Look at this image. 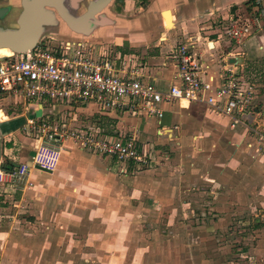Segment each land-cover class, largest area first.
I'll return each instance as SVG.
<instances>
[{"label": "crops", "instance_id": "0c3cea01", "mask_svg": "<svg viewBox=\"0 0 264 264\" xmlns=\"http://www.w3.org/2000/svg\"><path fill=\"white\" fill-rule=\"evenodd\" d=\"M248 1L170 0L169 3L173 5L169 9L141 6L128 15L124 13L123 18L127 16L136 18L131 21H119L116 12H111L107 17L115 23H108L97 31V34L115 32L113 42L122 46L125 51L135 52L134 56L138 57L140 61L138 62L143 66L138 75L161 89H167L175 77L176 68L170 55L179 41L176 35L172 37L178 29L186 30L183 38H188L189 30L194 29L196 33L190 36V39L198 38L200 48L202 50L204 48L203 51L207 42H213L214 50L210 53L212 56L206 55V59L214 70H218V67L228 60L229 64L238 67L247 76L253 71L264 75V32L256 35L257 39L244 41L238 51L241 52L240 55L230 58L226 49L228 45L218 40L221 29L213 28L214 23L208 21L210 18L227 19L234 12L246 9L244 4ZM165 11L172 15L173 27L170 31L166 30L163 23ZM199 19L207 21L203 25L200 22L193 23ZM137 53L141 55L137 56ZM232 59H236L235 64L231 63ZM257 91L258 94L264 93V89ZM258 96L256 100H259ZM261 101L262 105L256 101L257 115L252 126L262 129L264 120L261 117L264 116V111L262 116L260 113L264 105V95ZM162 109L164 112L162 119L143 115L145 121L132 131L135 133L133 136H137L139 130L149 132L155 140L157 138L159 142L171 143V147L188 148L194 154L193 158L206 162L203 168L184 169L187 174L198 175L199 182L203 184L202 190L211 191L209 196L215 205L237 206L253 203L264 206V155L258 153L254 137L245 126L232 128L230 118L200 103L174 102L164 104ZM113 114L116 113L109 115ZM100 131L108 135L101 129ZM16 133V128H12L6 131L5 136L3 134L10 142L6 143L5 139L2 160L15 164V169L22 164H31L30 159L34 155L32 143L28 145L29 147L24 144L17 147V143L11 140ZM108 136L119 137L110 134ZM71 141L67 140L64 143L55 170L30 169L27 179L22 183L15 182L7 176L0 179V248H2L0 264H89L85 257H81L84 261H79L81 258L78 256L74 257L77 253L73 246L66 250L69 246L63 247L61 239L80 238L81 235L89 238L97 235L93 231L88 233L81 225H85L83 223L85 221L88 224L96 218L94 205L96 202L102 204L100 200L105 203V190L111 189L107 185L108 177L112 172L117 173L115 169L110 168L108 157L84 151L76 145L77 143ZM24 150H28L29 153L26 154ZM160 172L156 170L145 172L148 175L144 176L146 179L142 182L143 185L135 183L134 186L145 193L150 188L156 195L164 192L166 194L180 186L176 179L180 176L172 178L169 176L172 173H169L161 181ZM255 175H258V178ZM10 181L19 186L18 193ZM191 181L188 183L189 188L197 184ZM31 191L32 195L26 197ZM25 200L29 201L30 208L35 206L40 212L34 215V211H29L31 215L28 219L9 212L11 206L19 208ZM103 219L101 216L97 217L99 222ZM21 238L24 240L23 246L19 247ZM24 238L29 240L26 241ZM77 252L79 253L78 250Z\"/></svg>", "mask_w": 264, "mask_h": 264}, {"label": "rangeland", "instance_id": "374dc122", "mask_svg": "<svg viewBox=\"0 0 264 264\" xmlns=\"http://www.w3.org/2000/svg\"><path fill=\"white\" fill-rule=\"evenodd\" d=\"M139 1L127 0L125 9L116 11L111 8L110 11L116 12L119 21H131L136 18L134 16L123 18V15L125 16L126 13L128 15L129 12L135 11L141 6L144 8L149 6L153 9L159 6L169 9L173 5V3H169L170 0ZM251 1L253 0H249L244 6H247ZM206 21L199 19L193 23H202L203 25ZM208 21L211 24L214 23L213 28L220 29L224 25L222 18L215 20L210 18ZM170 29L166 30L170 31ZM189 31L191 37L196 33L194 29ZM184 33L186 30L178 29L172 36L176 35L179 38L173 49L190 39V36L183 38ZM114 35L113 31L109 34L99 35L96 32L88 37H77V39L68 35L67 41H80L82 44L79 47L80 51L93 53L95 58H100L103 54L115 58L116 54H120L126 56L127 60L138 62V57H133L135 52L125 51L122 46L113 42ZM257 37L255 35L250 39H257ZM83 41L85 42L83 43ZM52 42L53 45L58 46L65 41L57 39ZM138 54L137 56L141 55V53ZM129 60L128 63L131 65L132 62ZM142 67L141 65L140 68ZM257 72L253 71L249 78L257 84V89L262 91L264 75H259ZM263 95L264 93H257L259 100L256 101L261 105ZM0 104V130L4 136L7 130L16 128L17 133L11 137V140L17 143V147H20L21 144L25 146L33 144L32 138L23 131L21 126L26 122L27 117L34 113V110H25L21 104H15L11 100L1 101ZM39 110L42 111V114H48L54 121H58L54 125L56 127L59 126L61 119L62 121L65 119L68 127L72 125L70 127H77V129L85 131L100 128L108 135L124 137L126 142L133 143L145 161L121 164L112 157L95 153L88 146L75 142L84 151L108 157L110 165L107 164L110 168L115 169L117 174L112 172L108 180L106 179L107 185L111 189L105 190V203L103 204V200H100L102 204L96 202L94 205L96 220L94 219L88 224L85 221L83 222L85 225H81L82 229H86L88 233L93 231L97 235L89 238L81 235L80 238L61 239L63 247L69 246L66 250L73 246L77 253L74 257H85L89 260V264H264V206H257L253 203L252 205L239 204L237 206L215 205L214 200L209 196L211 191L202 190L203 184L199 182L198 175L187 174L184 169V167L203 168L206 162L199 158H193L194 154L188 148L171 147V143L159 142L157 138L156 141L149 132L139 130L137 136H133L135 133L132 131L145 121L143 115L116 112L110 116V113H100L98 108L88 107V105L78 106L75 109L48 105L43 110L42 108ZM263 111L264 105L260 113L261 116ZM138 118L140 119L138 120ZM261 119L264 120V116ZM14 122L17 123L15 127L13 126ZM3 134L0 162L4 158L3 145L6 138ZM9 142L6 139V143ZM71 143L73 142L71 141ZM173 149L176 150L173 151ZM32 151H34L33 146ZM24 152L29 153L28 150H24ZM5 164L6 162H2L1 167L3 168ZM10 167L13 170L16 165L12 163ZM12 170L6 171L11 172ZM151 170L163 173L159 174L161 181L169 173H172L169 174L172 178L180 176L176 178L180 186L161 195H156L150 188L147 193L136 188L134 184L141 183L143 185L142 182L146 179L144 176L148 175L145 172ZM255 176L258 178V175ZM190 181L197 182V184L189 188ZM10 182L15 192L20 191L19 186ZM20 185L23 186V184ZM32 192L26 194V197L32 195ZM261 201L259 200V202ZM29 211H34V215L40 212L35 206L30 208L29 201L25 200L19 208L11 206L9 212L17 214L20 218L28 219L31 215ZM98 216L104 218L103 222L97 220ZM21 224L20 222L19 225ZM24 239L29 240L28 238ZM20 241V243L18 242L19 247L23 246V238ZM81 260L83 259L81 258L79 261Z\"/></svg>", "mask_w": 264, "mask_h": 264}, {"label": "built area", "instance_id": "2783aa9c", "mask_svg": "<svg viewBox=\"0 0 264 264\" xmlns=\"http://www.w3.org/2000/svg\"><path fill=\"white\" fill-rule=\"evenodd\" d=\"M223 24L218 40L228 45L230 58L240 55L245 40L264 32V0L251 1L246 9L223 19ZM52 40L43 39L28 52L0 57V102L11 100L25 110H34L21 126L33 141L31 164L7 172L1 160L0 179L7 176L22 183L30 169L55 170L67 140L82 143L121 164L145 162L124 137L108 136L99 129L68 127L65 119H61L62 125L54 126L58 121L39 110L48 105L69 109L93 105L100 113L125 112L162 119L164 104L183 100L200 103L230 118L232 128L245 126L254 137L258 153L264 155V128L252 126L257 115V84L228 60L214 70L206 59V55L212 56V41L205 44V51L198 38L173 49L174 81L161 89L140 77V63L128 59L133 63L129 65L126 56L116 54L111 58L103 54L95 58L93 53L80 51V41L55 46Z\"/></svg>", "mask_w": 264, "mask_h": 264}, {"label": "water", "instance_id": "95a60500", "mask_svg": "<svg viewBox=\"0 0 264 264\" xmlns=\"http://www.w3.org/2000/svg\"><path fill=\"white\" fill-rule=\"evenodd\" d=\"M112 0H91L88 11L82 17L66 15L62 0H23V11L19 16L16 28H0V49L9 48L15 53H24L33 50L40 42L47 26L55 22L51 9L58 10L70 30L84 37L93 35L101 29L115 22L105 14L106 8ZM107 21V22H106ZM87 28L83 31L82 28ZM232 64L236 59L231 60ZM2 130H0V150Z\"/></svg>", "mask_w": 264, "mask_h": 264}, {"label": "flooded vegetation", "instance_id": "af4514ba", "mask_svg": "<svg viewBox=\"0 0 264 264\" xmlns=\"http://www.w3.org/2000/svg\"><path fill=\"white\" fill-rule=\"evenodd\" d=\"M91 0H62V5L66 10V15L75 18L82 17L88 11ZM133 2L136 0H132ZM127 0H112L105 10V14L110 15V9L114 8L116 11L125 9ZM55 16V22L51 26H47L40 40L43 39H63L67 41V36L77 39V37H84L76 34L70 30L67 23L64 21L61 13L56 9H51ZM23 11V0H0V28H16L19 16ZM87 31V28H82ZM97 29L94 33L99 31ZM72 39V40H74Z\"/></svg>", "mask_w": 264, "mask_h": 264}, {"label": "bare ground", "instance_id": "6f19581e", "mask_svg": "<svg viewBox=\"0 0 264 264\" xmlns=\"http://www.w3.org/2000/svg\"><path fill=\"white\" fill-rule=\"evenodd\" d=\"M163 17H164V23H165V27L166 29H170L173 27V20H172V15L169 11H165L163 13ZM14 54V52L9 49V48H2L0 49V57H10ZM186 101V100H183Z\"/></svg>", "mask_w": 264, "mask_h": 264}, {"label": "trees", "instance_id": "16d2710c", "mask_svg": "<svg viewBox=\"0 0 264 264\" xmlns=\"http://www.w3.org/2000/svg\"><path fill=\"white\" fill-rule=\"evenodd\" d=\"M16 122H17V121H16ZM16 122L13 123V126H14V127L17 125ZM11 129H12V128H11ZM14 129H15V128H14ZM11 164H12L11 162H6V164L3 166V168H4L5 170H7V171H10V170H12V167H10Z\"/></svg>", "mask_w": 264, "mask_h": 264}]
</instances>
